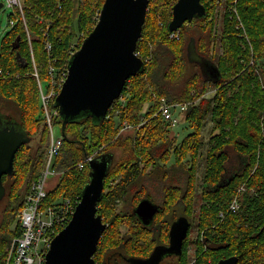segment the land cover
<instances>
[{"label":"trees","instance_id":"trees-1","mask_svg":"<svg viewBox=\"0 0 264 264\" xmlns=\"http://www.w3.org/2000/svg\"><path fill=\"white\" fill-rule=\"evenodd\" d=\"M104 1L22 0V10L11 6V27L0 47V69L5 71L0 79V113L19 121L32 139L16 153L14 173L3 177L7 191L1 201L0 257L17 232L11 228L27 190L46 162L50 133L39 80L50 89V67L58 71L69 66L96 25ZM176 1L150 0L137 45L145 69L129 79L105 118L88 113L66 122L61 116L55 118L63 144L47 202L80 198L91 168L78 165L102 148L113 159L98 203V214L108 225L99 247L103 242L107 251L109 246L125 244L121 232L113 238L109 232L122 229L134 216L132 208L142 196L168 209L176 198L179 217L197 225L195 237L190 238V228L178 264L192 260L216 264L231 256L238 257L237 264H264V0H202L206 15L185 22L179 39L170 37L168 29ZM218 14H222L219 28ZM239 17L243 26H238ZM193 37L197 52L219 68L218 80L189 61L187 47ZM47 42L52 44L51 52ZM33 57L39 80L33 74ZM211 87L215 91L208 95ZM163 98L189 103L181 121L190 131L180 141L170 125L155 115ZM209 119L213 126L204 157ZM124 122L134 127L122 131ZM234 153L241 165L231 171ZM202 162L206 166L200 182ZM242 185L245 188L239 192ZM237 195L240 208L232 211L230 204Z\"/></svg>","mask_w":264,"mask_h":264},{"label":"water","instance_id":"water-1","mask_svg":"<svg viewBox=\"0 0 264 264\" xmlns=\"http://www.w3.org/2000/svg\"><path fill=\"white\" fill-rule=\"evenodd\" d=\"M149 5L150 0L104 1L96 25L70 59L68 76L56 98L64 122L85 113L97 119L105 118L114 102L121 98L129 79L144 71L146 61L137 55L136 50L143 36ZM206 13L202 0H177L168 29L179 30L185 22L201 18ZM187 50L190 62L198 63L203 73L208 67L211 78H220L219 68L197 52L194 37ZM31 139L19 121L0 113V202L7 191L3 177L14 173L16 153ZM112 159V155L103 153L90 162V181L83 189L72 219L53 239L46 264H96L94 256L107 228L103 216L98 214V203ZM145 209H150L151 215L157 211L156 205L148 200H142L135 211L141 216ZM190 226L189 218L181 216L172 226L170 246L156 248L140 263L158 264L162 251L172 248L181 255ZM237 263L238 257L231 256L216 264Z\"/></svg>","mask_w":264,"mask_h":264},{"label":"built area","instance_id":"built-area-1","mask_svg":"<svg viewBox=\"0 0 264 264\" xmlns=\"http://www.w3.org/2000/svg\"><path fill=\"white\" fill-rule=\"evenodd\" d=\"M7 2L9 6L15 5L22 10V0H7ZM238 21V26H243L240 17ZM10 22L14 24L13 20ZM244 30L246 32V29ZM170 37L179 39V30L172 31ZM46 49L51 52L52 44L47 42ZM137 54L140 53L137 52ZM33 62L35 68L33 74L39 80L34 57ZM49 73L52 75L50 89H46L39 80L43 116L50 133L45 166L27 190L24 205L17 214V223L11 228L17 232H14L15 235L11 238L3 257H0V264H46V255L53 239L70 222L77 205L81 201V197H64L54 202H47L50 182L58 175L53 166L63 144L62 135L55 134V118L60 116V108L56 103V98L68 76V66L57 71V68L52 65ZM4 75L5 71L0 69V79ZM188 106L189 103H169L164 100L155 115H160L171 128H175L179 125L181 116ZM133 127L134 125L124 122L122 131ZM100 154H103L102 148L91 155H87L79 163V168H85ZM243 190L244 185L238 191L242 192ZM239 208L240 201L237 195L230 204V210L238 211ZM224 215V212H221V216ZM194 262L195 260H192L190 264Z\"/></svg>","mask_w":264,"mask_h":264},{"label":"flooded vegetation","instance_id":"flooded-vegetation-1","mask_svg":"<svg viewBox=\"0 0 264 264\" xmlns=\"http://www.w3.org/2000/svg\"><path fill=\"white\" fill-rule=\"evenodd\" d=\"M205 71L210 74L208 67H205ZM238 159L239 158L235 156L237 164L241 165V162L238 161ZM129 196L131 195L128 194L126 198L130 201L131 199ZM142 200H148L151 203H154L157 207V211L151 215L149 212L150 209H145L140 216L136 213L135 209ZM132 211L134 216L124 223L126 226L125 230L116 229L109 232L112 238L114 237L115 232H121V239H123V243L125 244L109 246L108 250L105 251L104 244L101 242V245L94 256L96 264H141L140 261L149 258L156 248L164 249L170 246V232L172 226L180 218L178 214V201L176 198L171 200L168 209L159 201L151 200L142 196L138 203L132 208ZM189 232L190 229L188 235ZM126 243L130 245H127ZM179 256L180 255L175 248H172L170 251H162L158 264H178Z\"/></svg>","mask_w":264,"mask_h":264},{"label":"rangeland","instance_id":"rangeland-1","mask_svg":"<svg viewBox=\"0 0 264 264\" xmlns=\"http://www.w3.org/2000/svg\"><path fill=\"white\" fill-rule=\"evenodd\" d=\"M4 3V6L0 8V47H1V42H2V38L4 37V35L7 33V31L10 29L11 25L9 24V13H11L13 11V7L9 6L8 5V2L7 0H0V5ZM222 11V5L219 6L218 8V12H221ZM218 28L222 26V14H218V24H217ZM215 89H213V87L210 88V91L208 92V95H212L214 93ZM163 100H166L165 98H163L161 100V103L163 102ZM167 101V100H166ZM160 103V104H161ZM171 103H178V102H171ZM179 103H185V102H179ZM6 116V115H5ZM212 126H213V122L209 119L205 128H204V139H205V144L202 148L203 150V154H204V157H205V154H206V151L209 147V138H210V135L212 133ZM171 130H173V132L177 135V138H178V141L182 140L183 137L190 131V128L187 126V123H185L184 121H181L180 120V123L178 126H176L175 128H171ZM173 133V134H174ZM55 134L56 135H59L61 134L60 133V128L55 126ZM117 151V154H120L121 153V150L119 149H116ZM235 156L237 158H239V156L234 153ZM240 160V158H239ZM237 162L236 160L233 161L232 164H229V168L230 170L232 171V168L234 167H237ZM45 165V164H44ZM205 162L201 163L200 165V170H199V181L201 182V178L204 174V171H205ZM3 205H4V202H0V218H1V210L3 208ZM17 218L15 220V222L12 224V226H15L16 223H17ZM123 230L126 229V226L123 225L122 227ZM197 234V225L195 222H193L192 226H191V233H190V238L192 237H195ZM194 247H191L190 249V253H193L194 251Z\"/></svg>","mask_w":264,"mask_h":264},{"label":"bare ground","instance_id":"bare-ground-1","mask_svg":"<svg viewBox=\"0 0 264 264\" xmlns=\"http://www.w3.org/2000/svg\"><path fill=\"white\" fill-rule=\"evenodd\" d=\"M137 52H138V50H136V53H137ZM137 55L140 56V57H142L140 54H137ZM144 60H145V59H144ZM145 61H146V60H145ZM163 101H164V100H163ZM167 102H168V101H167ZM169 103H171V102H169ZM185 103H188V102H185ZM112 106H113V105H112ZM111 108H112V107H111ZM207 111H208V110H207ZM225 112H226V110H225ZM204 113H205V112H204ZM221 113H223V112H221ZM202 114H203V112H202ZM212 114H213V113H212ZM214 115H215V114H214ZM219 115H220V114H219ZM224 116H225V115H224ZM225 117H226V116H225ZM198 118H199V116H198ZM204 118H205V117H204ZM220 118H221V117H220ZM223 118H224V117H223ZM223 118H222V119H223ZM228 118H229V117H228ZM225 119H226V118H225ZM225 119H224V120H225ZM201 120H202V119H201ZM201 120H200V121H201ZM221 121H222V120H221ZM203 122H205V121H203Z\"/></svg>","mask_w":264,"mask_h":264}]
</instances>
